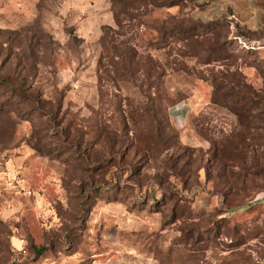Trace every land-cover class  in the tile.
I'll return each instance as SVG.
<instances>
[{"label": "rangeland", "instance_id": "rangeland-1", "mask_svg": "<svg viewBox=\"0 0 264 264\" xmlns=\"http://www.w3.org/2000/svg\"><path fill=\"white\" fill-rule=\"evenodd\" d=\"M0 264H264V0H0Z\"/></svg>", "mask_w": 264, "mask_h": 264}, {"label": "trees", "instance_id": "trees-1", "mask_svg": "<svg viewBox=\"0 0 264 264\" xmlns=\"http://www.w3.org/2000/svg\"><path fill=\"white\" fill-rule=\"evenodd\" d=\"M259 233V231H257ZM44 249V248H43Z\"/></svg>", "mask_w": 264, "mask_h": 264}]
</instances>
